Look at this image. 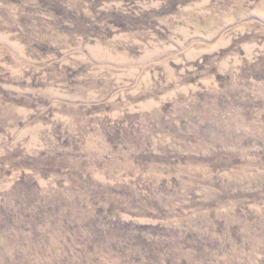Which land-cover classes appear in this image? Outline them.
Here are the masks:
<instances>
[{
    "label": "rangeland",
    "instance_id": "1",
    "mask_svg": "<svg viewBox=\"0 0 264 264\" xmlns=\"http://www.w3.org/2000/svg\"><path fill=\"white\" fill-rule=\"evenodd\" d=\"M0 264H264V0H0Z\"/></svg>",
    "mask_w": 264,
    "mask_h": 264
}]
</instances>
